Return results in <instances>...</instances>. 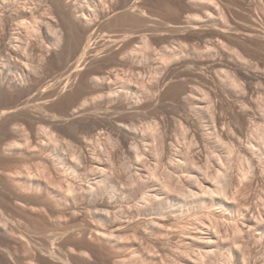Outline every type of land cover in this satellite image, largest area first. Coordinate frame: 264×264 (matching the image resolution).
Segmentation results:
<instances>
[{"label":"rangeland","instance_id":"obj_1","mask_svg":"<svg viewBox=\"0 0 264 264\" xmlns=\"http://www.w3.org/2000/svg\"><path fill=\"white\" fill-rule=\"evenodd\" d=\"M72 2L97 19L88 30L55 13L58 39L13 43L29 70L0 58V264H264V0ZM94 151L113 154L102 176ZM65 158L93 169L74 181ZM91 179L116 196L109 217Z\"/></svg>","mask_w":264,"mask_h":264},{"label":"bare ground","instance_id":"obj_2","mask_svg":"<svg viewBox=\"0 0 264 264\" xmlns=\"http://www.w3.org/2000/svg\"><path fill=\"white\" fill-rule=\"evenodd\" d=\"M10 1V0H9ZM75 1V0H74ZM99 1H101V0H99ZM49 2V1H48ZM88 2V1H87ZM98 2V1H97ZM135 2L137 3L138 2V0H135ZM7 3H8V0H0V58H4V59H6L7 61H9V62H11L12 63V67L14 68V70L16 69V70H19L20 71V69L24 72V71H26V69H28V67H30L31 68V64H29V62H28V55H27V53H25V51L23 52L22 50H23V48L22 49H20V45L18 46V47H16V46H14L13 45V43H15V41H17V43L19 42V41H23L26 37H28V39H30V40H35V39H38V36H39V34H40V32H41V30L43 29V28H45V30H47V33L48 34H51V35H54L55 37H56V39H58V36H57V33H56V27H55V25L53 24V20H55V13H58V15L60 16L59 18L60 19H62V20H64V19H66L67 18V20H69L70 21V24H71V26L72 27H75V29H77L78 27H80V28H83L84 30H88V27L89 26H91V25H93L96 21H97V19L95 20V19H93L92 18V14L90 13V14H87L86 12H85V8L84 9H79L80 7H77L76 6V4L74 3V2H72V0H71V2L70 3H67V0H52L51 1V3H52V5H48V6H44V5H35L36 7H34V8H32V7H28L26 4H24V5H19V7L18 8H16V9H9L7 6ZM26 3H27V1H26ZM42 3V2H41ZM92 3V2H91ZM44 4V3H43ZM86 4H88V3H86ZM85 4V5H86ZM96 4V3H95ZM94 4V5H95ZM98 4V3H97ZM18 5V4H17ZM46 5V4H45ZM93 5V4H92ZM79 6V5H78ZM82 6V5H81ZM88 6H89V4H88ZM94 7V6H93ZM72 8H74L75 10V17L76 18H73V17H71L68 13L72 10ZM87 8H89V7H87ZM30 9V10H29ZM87 10V9H86ZM95 10V9H94ZM89 11V10H88ZM92 11V10H91ZM95 12H93V15H95L94 14ZM76 22L78 23V26L76 25ZM8 30H9V32H11V34H12V37H11V40H10V42H8V36H9V32H8ZM93 40H94V38H92V37H88V40H87V45H86V47L82 50V56L80 57V59L83 57V56H85L86 55V53H87V51H88V49H89V47L91 46V43L93 42ZM21 44V43H20ZM33 47L36 49L38 46H36L35 44H33ZM6 64L7 65H9L8 64V62H6ZM10 67V66H9ZM8 68V67H7ZM77 68H78V66H77ZM10 69V68H9ZM12 70V69H11ZM15 70V71H16ZM29 70V69H28ZM8 71V70H7ZM17 72V71H16ZM28 72V71H27ZM7 73V72H6ZM19 73V72H18ZM22 73V72H21ZM11 73H9L8 75H10ZM24 74V73H23ZM28 74V73H27ZM30 74V73H29ZM31 75V74H30ZM30 75H28V76H30ZM11 76V75H10ZM120 76V75H119ZM9 77V76H8ZM13 77V76H12ZM6 78V77H5ZM100 78V77H99ZM99 78H97V80H98V82H101L102 83V81H100V79ZM115 78V77H114ZM13 79V78H12ZM103 79V78H102ZM119 79V77H116V79L115 80H118ZM122 79V78H121ZM4 80V79H3ZM9 82H11V78H10V80L9 79H7ZM104 80V79H103ZM107 80V79H106ZM105 80V81H106ZM14 81V80H13ZM104 81V82H105ZM108 81V80H107ZM109 81H110V79H109ZM107 82V83H104L103 82V84H105L107 87H110L111 88V84H112V82L113 81H110V82ZM7 82V81H6ZM131 82V81H130ZM234 82V81H233ZM232 81H231V83H233ZM5 83V82H4ZM12 83V82H11ZM235 83V82H234ZM7 84H8V82H7ZM10 84V83H9ZM11 85V84H10ZM16 85V84H15ZM19 84H17V86H18ZM235 86H237V84H235ZM234 86V87H235ZM19 87V86H18ZM231 87H233V86H231ZM239 87V86H238ZM238 87H235V88H238ZM113 88V87H112ZM121 91V90H120ZM25 93V92H24ZM122 93V92H121ZM114 94V93H113ZM19 98V97H18ZM21 101V100H20ZM30 101V100H29ZM18 102V101H17ZM28 103V102H27ZM29 104V103H28ZM26 105V104H25ZM21 107H23V105L21 106ZM26 107V106H25ZM16 111V110H15ZM11 112H13V110H11ZM15 113V112H14ZM74 113H75V111H73L72 113H71V115L73 116L74 115ZM4 114H7V111H0V116L1 115H4ZM8 115V114H7ZM19 115V114H18ZM1 118V117H0ZM212 119H213V117H212ZM24 127V126H23ZM125 128H127V127H125ZM124 128V129H125ZM42 129V128H41ZM18 130H21L20 128H18ZM98 129H96L95 131H97ZM25 131H26V129H25ZM27 131H28V129H27ZM23 132H24V130H23ZM22 132V133H23ZM25 133V132H24ZM21 134V133H20ZM52 134V133H51ZM46 135V134H45ZM49 135V134H48ZM97 136H98V138H96V140H99L98 141V143H100L101 142V139L100 138H102V137H104V136H102V133H97ZM102 136V137H101ZM27 137H29V136H27ZM26 138V137H25ZM57 139V138H56ZM104 139V138H103ZM107 139V142L108 141H111V139H110V136L109 137H107L106 138ZM186 139V138H185ZM262 139H264V132L262 133ZM43 140V139H42ZM46 140V139H45ZM62 140V139H61ZM91 141H89V142H92V140L93 139H90ZM257 140H259V139H257ZM26 141V140H25ZM58 141V140H57ZM263 141V140H262ZM43 142V141H42ZM54 142V141H53ZM104 142V141H103ZM103 142H102V144H103ZM55 143V142H54ZM53 143V144H54ZM110 143V142H109ZM191 143V142H190ZM251 143V142H250ZM21 144V143H20ZM61 144H62V142H61ZM70 144V143H69ZM96 144V143H95ZM261 144H264V143H261ZM66 145H67V143H66ZM91 145H93V144H91ZM97 145V144H96ZM190 145H192V144H190ZM56 146V145H55ZM86 146V145H85ZM263 145H261L260 147H259V149H260V151H262V153H264V148L262 147ZM38 147V146H37ZM70 147V146H69ZM87 148H88V145L86 146ZM86 147H84L85 149H86ZM92 147V146H91ZM94 147V146H93ZM100 147V146H99ZM258 147V146H257ZM39 148V147H38ZM232 148V151L234 152V150H233V148L234 147H231ZM18 149H20V148H18ZM59 149V148H58ZM64 149V148H63ZM90 149L91 148H89V150L88 151H90ZM99 149V148H98ZM250 149H252V147H250ZM27 150V149H26ZM87 150V149H86ZM94 150H96V149H94ZM105 150V149H104ZM229 151V150H228ZM87 152V151H86ZM92 152V151H91ZM105 152V151H104ZM52 153H54V152H52ZM88 153V152H87ZM98 153L99 152H93V155L92 156H94V157H97L98 158ZM110 153H112V152H105V154L107 155L106 157H104V158H98L99 160H97V161H99V166L97 167V169L99 170V172H100V176H102V174H101V170H106V167H108L109 165H111V163H109V161H110V159L112 160V158H110V156L112 157V155H110ZM90 154V153H89ZM92 154V153H91ZM100 154V153H99ZM102 154H104L103 152H102ZM84 156V155H83ZM85 156H86V154H85ZM91 156V155H90ZM90 156H88V157H86L85 159H88ZM91 156V157H92ZM100 156V155H99ZM103 156V155H102ZM141 156V153H140V155L138 154V159H139V157ZM187 156H188V154H187ZM191 156V155H190ZM190 156L188 157L189 158V160H191L190 159ZM93 157V158H94ZM59 158V157H58ZM68 158H71V156H70V154H69V156H68ZM80 158V157H79ZM187 158V159H188ZM82 159V158H81ZM89 159H91V158H89ZM96 159V158H95ZM193 159V158H192ZM58 160V159H57ZM71 160V159H70ZM82 160H84V159H82ZM93 159H91V161H92ZM69 160H67L66 158L65 159H63V161H62V159H61V161H57V163L58 164H60V166H63L64 168V171H65V173H67L68 175H70V176H72L73 177V180L75 181H78V180H80V181H84V177L85 176H83V174H84V171H92V169H93V165L91 166V161H86V162H84V163H82V161H69ZM139 161V160H138ZM193 161V160H192ZM95 162V161H94ZM113 162V161H112ZM98 163V162H97ZM196 163V162H195ZM91 167H92V169H91ZM110 167V166H109ZM112 167V166H111ZM43 168V167H42ZM91 169V170H90ZM108 169V168H107ZM42 170H44L45 171V169L43 168ZM49 170V169H48ZM97 170V171H98ZM109 170V169H108ZM63 171V172H64ZM94 171H96V168H95V170ZM218 171V170H217ZM39 172V171H38ZM110 172H111V170H110ZM150 172H151V176H153V177H155V179H156V177H158V172H157V169H155V170H150ZM83 173V174H82ZM106 173H107V171H106ZM218 173H221L220 171L218 172ZM31 174V173H30ZM97 174V173H96ZM103 174H105V172L103 173ZM28 175V174H27ZM38 175V174H37ZM65 175V174H64ZM90 175H92V174H90ZM98 175V174H97ZM107 175V174H106ZM221 175V174H220ZM29 176V175H28ZM40 176V175H39ZM30 177V176H29ZM37 177V176H36ZM41 177V176H40ZM44 177V176H43ZM98 177V176H97ZM31 178V177H30ZM46 178V177H45ZM68 178V177H67ZM101 178V177H100ZM104 178V177H103ZM44 179V178H43ZM40 180V179H39ZM45 180V179H44ZM72 180V181H73ZM92 180V179H91ZM101 180V179H100ZM68 181H69V179H68ZM67 181V182H68ZM86 181V180H85ZM88 181V180H87ZM93 181V180H92ZM50 182V181H49ZM66 183V182H65ZM74 183H76V182H74ZM73 182H68L67 183V185H66V187H64V192L65 193H63L64 195L66 194V196L69 198V199H73L75 196H76V191H77V188H76V186H75V184H74ZM84 183V182H83ZM85 183H87V182H85ZM51 184V183H50ZM106 184H107V181L106 180H104V181H93V182H88V185H85V187H82L83 188V190L86 192L87 191V193H89V195H90V197L91 198H93L94 199V204H96V210H94V213L95 214H101L102 215V217L103 216H108L111 212H114L116 209H117V207L116 206H118L119 204H116L117 202H115L114 201V199L116 198V196H115V194L114 193H107V194H105V192L103 193V189L105 188V186H106ZM46 185V184H45ZM65 185H63V186H65ZM77 185V184H76ZM79 187V186H78ZM66 188V189H65ZM80 188V187H79ZM81 188V189H82ZM132 190H133V188H132ZM63 191V190H62ZM84 191L82 192V193H84ZM102 191V192H101ZM104 191H105V189H104ZM106 191H107V189H106ZM110 191V190H109ZM151 191V190H150ZM149 191V192H150ZM169 191H171L172 192V190H171V188H170V186L167 184L165 187H164V189L162 188V190H161V193H158L156 196H155V198H154V200H156L157 201V203L158 202H164V201H167L168 200V198H169V196H168V194H169ZM108 192V191H107ZM170 192V193H171ZM209 192V194L212 196V197H215V196H218V195H221L222 194V192H224L223 191V188L222 187H217V186H213V188L211 189V190H209L208 191ZM116 193V192H115ZM122 192H120V194H121ZM132 193V192H131ZM135 193V192H134ZM85 194V193H84ZM124 194H126V192L124 191ZM124 194H122V195H124ZM149 194V199H151L150 198V196L151 197H154V195H151V192L150 193H148ZM195 194V198H199V194H196V193H194ZM63 195V196H64ZM121 195V196H122ZM128 195V194H127ZM135 195V194H134ZM65 196V197H66ZM120 196V195H119ZM120 196V198L122 199V197ZM86 197V196H85ZM133 197V196H132ZM137 197V196H136ZM147 197V198H148ZM119 198V197H118ZM119 198V199H120ZM119 199H117V201L119 200ZM148 199V200H149ZM123 200H124V198H123ZM136 200V199H135ZM152 201H154L153 199H151ZM204 199H203V197H200L199 198V202H202ZM84 201H86V200H84ZM156 201H154V202H156ZM70 202V201H69ZM88 202V201H87ZM93 202V201H92ZM91 202V203H92ZM119 203H120V201H118ZM126 202V201H125ZM151 202V201H150ZM72 203V202H71ZM80 203V202H79ZM123 203V202H122ZM121 203V204H122ZM93 204V203H92ZM162 204V203H161ZM90 205V204H89ZM88 205V206H89ZM128 205V204H127ZM153 205V204H152ZM88 206H86V209H87V207ZM92 206H94V205H92ZM99 206H103V208L102 209H100V207ZM120 206V205H119ZM121 206H123V205H121ZM98 207H99V209H98ZM104 207H105V209H104ZM125 207V206H124ZM84 208V207H83ZM116 208V209H115ZM120 208V207H119ZM118 208V209H119ZM156 208V207H155ZM89 209V208H88ZM114 210V211H111V210ZM117 209V210H118ZM122 209V208H121ZM125 209V208H124ZM127 209V208H126ZM93 211V210H92ZM126 212H127V210H126ZM126 212H125V214H126ZM136 212V211H135ZM112 214V213H111ZM114 214V213H113ZM116 214V213H115ZM132 214V213H131ZM137 214V213H136ZM136 214H135V216H136ZM157 214V213H156ZM133 215V214H132ZM139 215V214H138ZM160 215V214H159ZM158 215V216H159ZM118 216V215H117ZM109 217V216H108ZM122 217V216H121ZM133 217H134V215H133ZM133 217H131V218H133ZM111 218H113V217H111ZM115 218H116V216H115ZM103 220V219H102ZM115 220V219H114ZM129 220V219H128ZM113 236V235H112Z\"/></svg>","mask_w":264,"mask_h":264}]
</instances>
